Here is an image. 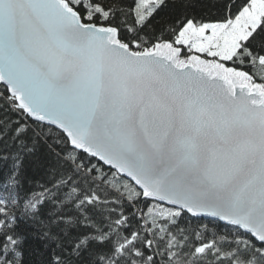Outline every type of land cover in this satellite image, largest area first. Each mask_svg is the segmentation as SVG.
I'll list each match as a JSON object with an SVG mask.
<instances>
[{
  "label": "snow or ice",
  "instance_id": "snow-or-ice-1",
  "mask_svg": "<svg viewBox=\"0 0 264 264\" xmlns=\"http://www.w3.org/2000/svg\"><path fill=\"white\" fill-rule=\"evenodd\" d=\"M167 7L0 0V264H264V0Z\"/></svg>",
  "mask_w": 264,
  "mask_h": 264
},
{
  "label": "trees",
  "instance_id": "trees-1",
  "mask_svg": "<svg viewBox=\"0 0 264 264\" xmlns=\"http://www.w3.org/2000/svg\"><path fill=\"white\" fill-rule=\"evenodd\" d=\"M168 7L164 8L159 12V15L156 17L155 23H164L170 21L176 15L179 14L180 9L177 7V0H167ZM221 0H195L196 8L194 14H198L203 19L212 20L218 17V7ZM2 88V84H0ZM0 118L10 119L15 121L18 119L17 114L7 111L0 105ZM13 150L14 149H10ZM0 151H3V146L0 145ZM48 155L46 147H41L39 152L35 156H29L23 161L22 168V177L27 180L28 187L33 186L37 181H43L47 179L46 167L44 166L43 157ZM12 160L3 161L0 160V173L7 174L11 170ZM167 207V205H165ZM143 207V205H141ZM206 225V229L202 226ZM188 227V230L191 231L192 228H200L202 232H205L209 239L213 236L223 235L232 227L226 225V223L217 220L213 217H193L191 214H185L184 218L180 221L181 229ZM40 228V225L33 226L31 222L26 225H21V230L28 234V239L25 243L24 250L29 253L27 259L31 264L32 256L31 249L35 246V240L32 236V233ZM259 243V242H257Z\"/></svg>",
  "mask_w": 264,
  "mask_h": 264
},
{
  "label": "water",
  "instance_id": "water-1",
  "mask_svg": "<svg viewBox=\"0 0 264 264\" xmlns=\"http://www.w3.org/2000/svg\"><path fill=\"white\" fill-rule=\"evenodd\" d=\"M202 58H207V59H210V58H208V57H206V56H204V55H202ZM203 217H210V216H207V215H202ZM223 222V221H222ZM225 223V222H224Z\"/></svg>",
  "mask_w": 264,
  "mask_h": 264
},
{
  "label": "rangeland",
  "instance_id": "rangeland-1",
  "mask_svg": "<svg viewBox=\"0 0 264 264\" xmlns=\"http://www.w3.org/2000/svg\"><path fill=\"white\" fill-rule=\"evenodd\" d=\"M190 55H191V53H189ZM204 56H206V55H204ZM208 58H210V57H208ZM211 59V58H210Z\"/></svg>",
  "mask_w": 264,
  "mask_h": 264
}]
</instances>
